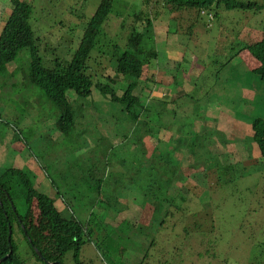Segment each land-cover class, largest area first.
Returning <instances> with one entry per match:
<instances>
[{"label": "rangeland", "instance_id": "1", "mask_svg": "<svg viewBox=\"0 0 264 264\" xmlns=\"http://www.w3.org/2000/svg\"><path fill=\"white\" fill-rule=\"evenodd\" d=\"M25 1L33 7L30 25L34 30V46L39 50L44 65L48 67H53L57 59L62 63L72 59L79 48L88 22L102 2V0ZM242 1L257 2L263 8L260 11L256 9L228 11L223 6H214L212 10L206 11V14L215 16V19L211 20L208 15L196 14L198 11L196 9L172 12L174 9L164 0H114L109 21L103 26L107 37L102 35L98 39L96 49L88 60L90 65L88 74L92 75L94 83H108L119 93L121 91V86L117 84L119 81L107 80L117 79L115 62L117 56H114L113 46L116 43L124 44L134 29L142 30V26L137 25L135 14L143 11L144 15L154 16V12L162 15L159 18L162 24L157 26L156 30L158 35L164 37L167 28L171 30L172 27H177L183 44L178 46V52L174 53L173 57L179 58L180 53L190 57L194 55L202 61L200 65H203V69L193 75L191 85L188 87L193 95L195 113L199 114L200 119L195 126L197 121L191 117V122L183 130L186 136L187 132L193 133L196 127L200 128L196 136L184 139L186 150L198 157L196 156L195 160L189 158L184 161L182 180L184 187H188L185 176L192 171L193 174L196 173V184L204 182L205 190L200 193L188 190L180 192V196L191 199V202L197 201V206H189L187 200L183 205V201L180 200L176 210H172V213L178 211L174 216L166 217L170 207L163 206V203V207L159 208V214L152 212L153 216H150V211L158 204L151 200L152 197L146 198L141 193V184H136L129 175L126 178L131 181L127 186L138 192H135L137 196L134 213L118 217L108 210L95 207L78 208L74 203V194L78 187L87 189L88 193L93 195V200L107 199L104 198V194L103 197H98V193H101L99 185L89 182L90 175L87 176V182L81 185L72 175L81 170L84 172L91 169V172H95L94 175L99 177L106 170L112 171L118 160L140 161L139 169L150 173L153 160L161 161L162 156L164 159L167 158L165 151L163 154L155 152L149 160V157L145 158L142 145H138L136 151H132L131 147L140 136L157 138L164 132L177 134L180 121L185 118L182 109L187 107V101H191L190 99L182 97L174 112L170 110L163 114L160 111L149 113L145 110L139 121L143 126H136L132 125L135 120L128 114L125 105L106 100L95 86L88 98L69 91L67 96L75 111L77 124L75 130L65 136L52 130L59 117L55 104L28 79L32 48L22 49L17 58L5 67L4 73L0 76V173L5 167L22 170L24 160V169L30 168L26 163V159L30 157L31 163L38 162L40 166L46 167L43 171L46 175L50 174V177L46 176V184L44 174L40 171L41 187L37 189L41 193L51 195L56 205L65 204L59 206L62 207L63 216L67 219H77L89 231L90 239L85 237V244L80 252L82 264H264V158L257 144L250 143L246 134H244L246 141L244 140L242 127V124L250 125L254 119L264 121V82L255 74L259 67L249 69L250 82L253 83L251 88L258 94L257 100L253 99L256 102H250L249 97L239 95L241 93L235 80L227 82L224 79V73L228 71L234 73L236 67H231L223 73L217 66L223 59L219 54L222 49H229L238 38L251 43V39L262 34L264 0ZM10 14L9 0H0V32ZM194 22L198 24L191 32L188 28L191 29L189 26ZM109 23L110 32L105 30ZM150 52L149 50L148 54ZM99 53L103 55L100 56ZM96 57L103 59L97 60ZM244 63L245 60L241 59L235 65L243 67L241 65ZM155 67L156 61L153 65H146L142 79L153 78L158 84L163 81L162 71ZM183 69L188 70V65L184 64ZM149 70L155 72L151 73ZM129 82L127 79L122 88ZM153 82L147 86L141 82V86L134 94L139 96V93L146 91L149 96L153 86L158 88L157 95L171 94L172 89L158 86ZM147 93L140 96L141 102L132 112L139 113L142 106L149 104ZM83 113L86 114L87 120L81 121L79 116ZM219 113H224L225 117L222 118ZM207 117L219 118L217 127L213 125L211 128L206 127L205 121L209 120ZM12 125L19 128L22 137L20 138L16 131L12 134V139L6 142L5 149L9 151L10 148H15L22 152V155H17L18 157L8 152L7 155L2 154L4 148L1 141L4 132L10 130L13 133ZM219 127H224L226 132ZM218 128L217 133L215 129ZM146 130H151L149 135L144 133ZM245 130L251 131V128L247 127ZM112 137L118 138L112 153L94 151L95 146H106ZM232 137L234 143L228 141ZM251 145L254 146L252 152ZM182 151L185 156H191L185 149ZM254 153H258L261 158L253 159ZM4 158L9 159L7 163L4 162ZM171 158L173 166L166 167L160 173L164 183L169 185L178 177L175 169L180 161L175 153ZM232 159L237 162L233 163ZM67 162L70 164L71 172L67 181L72 186V191H67V186L62 183L64 181L61 175L67 170L60 167ZM227 171L232 172L228 174ZM237 179L238 184L245 186L240 187L239 191L233 189ZM51 181L58 186L53 187ZM58 190H61L64 200L58 196ZM70 204L73 205L75 216L71 215L72 211L67 210ZM147 204L154 208H148ZM16 205L19 213L24 214L23 198L16 199ZM33 214L36 220L39 211L35 201ZM183 218H186V221L182 222ZM142 219H145L147 224H144ZM105 237L106 241L101 240ZM15 242L20 247L19 254L25 264H43L32 254L19 229L15 232ZM73 256L74 252H69L64 258V263L76 264ZM161 257H164L163 262Z\"/></svg>", "mask_w": 264, "mask_h": 264}, {"label": "trees", "instance_id": "2", "mask_svg": "<svg viewBox=\"0 0 264 264\" xmlns=\"http://www.w3.org/2000/svg\"><path fill=\"white\" fill-rule=\"evenodd\" d=\"M164 1L170 5L172 9H174L172 12H175V10L182 11L186 9H196L198 10L196 14L208 15L211 20L215 19V16L213 14H206V11L212 10L214 6H223L228 11H253L255 9L260 11L263 8V6L257 2H244L242 0ZM113 2L114 0H102L96 13L88 22L79 48L77 49L75 55H73L72 59L69 61L65 60L63 63L57 59L53 67H48L44 65L43 60L39 55V50L34 46V30H32L30 23H28V20L31 18L33 12L32 5L25 0H9L11 17L0 34V76L4 73L5 67L8 63L12 62L17 57L20 49L31 47L32 64L28 79L33 85L38 86L41 90H43L55 104L58 110L57 116L59 117L57 118L56 125L52 126V130L65 136H68L73 129L75 130L77 124L75 120V111L69 101L70 98L68 99L67 93L69 91H73L77 96L88 98L92 95L93 86H95L96 89L105 96L106 100H109L112 103H121L125 105L128 114L135 120L133 125L136 126H143V124L139 121L145 110L149 113L160 111L165 114V112L170 111L173 106L176 110L175 106L180 103L178 102L174 104L172 100H167L166 98L168 93L157 95L156 92L158 91V88L154 86L151 89L149 96L146 91L139 93V96L135 95L134 92L141 86V82H144L145 86H147L151 81H154L153 83L158 86H164L168 89H176L175 93L180 95V98L187 97L191 100L187 101L189 104L187 107H189L188 109L191 111L195 112L192 92H189L188 85H186L187 83L184 79L182 81L179 80V77L183 76V63H188V60L191 58L189 55L184 54V57H182L183 60L180 62L176 61L178 58L173 57V54L178 52V46L183 44V41L177 32V27H172L171 30L166 32L164 37L156 33L157 26L162 24L159 21L160 17L158 12H156L154 16H150L149 14L144 15L142 13L143 11L136 13L135 18L138 20L137 25L140 24L142 26V30L138 31L134 29L131 37L129 36L128 39L125 40L126 44L116 43L113 46L114 56H117L115 59V62L117 63V79H108L107 77L103 78H107V80L114 82L118 80L119 82L117 84L121 86V91L117 93L108 83H94L92 75L88 74V68L90 67V65H88V60L91 57V53L96 49L97 42H99L98 39L102 35L107 37L106 33H104L103 26L109 21V16L111 15L113 9ZM197 24L198 23L194 22L189 26L191 29L188 28V30L191 32L194 31ZM110 27L111 25L109 23L105 30L110 32ZM149 50L151 51L150 54H148ZM245 50H247L250 56L256 61L259 69H257L258 71L255 74L260 77L262 82H264V27L261 40L252 39L251 43H249L243 42L240 38H238V40L235 41L229 49H222L219 54L223 56V59L217 63V66L220 67L223 73L228 71L232 65L241 60L240 55ZM99 55L102 56L103 53H99ZM109 55L111 56V54ZM192 57L196 58L199 65L202 64L200 63L202 61L196 56L193 55ZM99 59L103 58H97V60ZM154 61H156L155 68L164 72L163 81H160L159 84L153 78L142 79L144 67L146 65H153ZM250 74L251 73L247 71L244 66L236 67V71L232 73V78L238 82L236 85L238 86L239 93H241H238L239 95L248 97L252 96V98L254 96L253 99L257 100V91L251 88L253 83L250 82ZM127 79L130 81L129 84L122 88V85ZM144 93H147L149 104L142 106V110L139 113L132 112V110L140 104V96ZM187 93H189L188 95L190 96H188ZM162 107H165L166 109L161 110ZM79 118L81 121L87 120L86 114L84 113L80 115ZM219 121L220 119L216 118L211 121H205V124L217 127ZM242 127L244 129V140L246 141V136L244 135L246 134L250 139V143L257 144L262 157L264 158V121L254 119L250 125L242 124ZM247 127L251 128V131L245 130ZM11 129L13 133H11L10 130H6L4 132V138H2L1 141V145L4 149L6 148L7 139L19 130V128L15 125H12ZM222 129L225 128L223 127ZM150 131L151 130H146L144 133L149 135ZM251 132H253L252 135ZM21 133L20 131L17 132L20 138L22 137ZM55 135L56 133H54V136ZM101 138L103 139V137ZM142 141L140 143L141 145ZM228 141L233 143L235 142L233 137L229 138ZM234 150L236 149L234 148ZM8 153L13 156H17L18 154V152L13 148H10ZM19 155H22V152H19ZM31 159V157L26 159V163L30 167L28 169H24V160V167L22 170L11 167L6 169L5 167V170L0 173V260L10 254V257L1 264H25L19 254L20 247L15 242L16 226L14 221L17 222L20 231L30 246L32 254L38 261L43 262V264H47L46 261H43L40 258L36 248L47 261L53 263L56 262V264L58 262H60L59 264H65L64 258L69 252L73 251L74 262L76 264H82L80 261V252L85 244V237L90 239L89 231L86 230L77 219L65 218L63 216L62 207H59L61 204L59 203L56 205L55 199L52 198L51 195L41 193V191L37 189V174L35 172L40 165L38 162L31 163ZM8 160L9 159L4 158L5 163H7ZM232 160H230V162ZM235 162H237V160H233V163ZM34 164L37 165L34 166ZM60 168L69 171L70 164L67 162ZM40 169L43 171L46 167L42 165L40 166ZM89 172L91 173V169H89ZM231 172L227 171L226 173L230 174ZM90 173L89 175L92 174ZM46 176L49 178L50 174ZM64 176L65 172L61 175L62 179ZM195 176L196 175L193 173L188 174L186 180L188 187L186 188L184 187V182L179 189H170L171 187L167 186L166 183L162 184L155 182L149 185H141V189L144 190L143 194L146 198L152 197L151 200L158 204L155 207L156 210L165 205H169L170 208L168 214L166 213V217L174 216L178 211L172 213V210H176V206L180 203V200L183 201V205L186 204L185 201L187 200L189 202V206H197V201L191 202V199L180 196V192L183 193L185 190L190 192L196 191L199 193L205 190L204 182H199V185H197V179ZM51 184L53 187L57 185L53 181H51ZM64 184L68 187V181ZM101 184L105 183L102 182ZM108 187L109 184L100 185L99 189L104 195L114 192V190H109ZM233 187V189L238 191L240 190V187L245 188V186L238 184V179L236 180V183L233 184ZM60 192L61 190H58V196L62 199L63 197ZM92 196L93 195H91V198L86 201L88 206L95 207L100 210H108V200L105 201L103 198H94L93 200ZM98 197H100L99 194ZM18 198H23L25 200L24 214L19 213L20 211L15 205V201ZM34 201L36 202V206L39 211V215L36 220L34 219L33 214ZM64 205L65 204L61 206ZM14 206L16 207V211L13 209ZM151 207L153 206L151 205ZM67 210L72 211L71 215L75 216L72 204H70L69 209ZM181 221H186V218H183ZM9 226L11 227V234ZM101 240L106 241L107 237ZM161 258V262H163L164 257Z\"/></svg>", "mask_w": 264, "mask_h": 264}, {"label": "crops", "instance_id": "3", "mask_svg": "<svg viewBox=\"0 0 264 264\" xmlns=\"http://www.w3.org/2000/svg\"><path fill=\"white\" fill-rule=\"evenodd\" d=\"M156 14V12H154ZM159 17L161 18L162 15L159 14ZM169 28H167V31ZM250 29V28H248ZM157 33V32H156ZM263 34V31H262ZM262 34L260 37H256L254 40H261L262 38ZM250 35V33H249ZM252 40V39H251ZM179 54V58L178 56L176 58H178V61H182V57H184L182 54ZM241 59L245 60V63L242 64L241 66H244V68L249 71L250 68L253 67H257V63L256 61L250 56V54L248 53V51H244L241 53L240 55ZM191 59L188 60V63L184 62L182 65V72H183V76L179 77V80L182 81L183 79L186 81V85H188V87L191 85V81H192V77L193 75H195L196 73L199 72V70L203 69L202 65H199L196 61V58L194 57H190ZM185 60V59H184ZM240 61V60H239ZM184 64L188 65V70H184ZM237 64V63H235ZM232 65V67H237L236 65ZM149 72H155L152 70H149ZM164 74V72H161V78L162 75ZM229 74V75H228ZM228 76V77H226ZM224 79L227 82H230L233 80L232 78V72L228 71L224 74ZM236 83H238L236 81ZM176 89H172L171 90V94L167 95V100H172V102L174 104L181 102L182 98H180V95L176 94ZM248 97V96H246ZM249 100L250 102H255L253 101L252 96H249ZM187 105H189L187 103ZM174 107V106H173ZM171 108L170 110H172L173 112L176 111L174 108ZM189 107H185L182 109V111L184 112L183 114L185 115V118L180 121L181 125H180V129L179 132L177 134H173L171 135V133H161V135H159V137L154 138L152 136H146L145 138H143V136H140L139 138H137V141L134 142L133 146L131 147L132 151H136L138 145H141V141H142V146L144 147V153H145V158L149 157V160L152 159L153 155L155 152H159V153H164L167 156L166 159H164V156H162L161 161H152L151 166H150V173L145 172L144 170H140L139 166H141V162L137 161V160H133V161H128V160H118L114 167L113 170H109L100 175L99 177H96L94 175L95 172H89V170L81 172L78 171L76 173H73V177L76 178V182L78 184H84L87 182V176L90 175V179L89 182H95L97 183V185H105V184H109V188L110 190H114V192H111L109 194H106L104 196V198H106L109 201L108 204V211L111 212V214L116 215L118 217H125L127 215H130L132 213H134L136 211V205H135V201H136V194L135 192L137 191H133L131 190V188H129L127 186V184L129 183V181H131L130 179H127L126 176L129 175L136 184H141V185H149L155 182L158 183H162L165 184L160 173L161 171L165 170L166 167H172L173 166V160L171 158V155H173L175 153V156L177 159H180L179 164L176 167V173L178 175V177L176 178V180L174 182H172L170 185L167 184V186H170V189H179L181 187V185L183 184V180H182V175H183V163L186 159H192L194 160V155L191 156H185L184 154H182V150L185 149L184 147V139L188 138V137H194L198 134L200 128L196 127L193 130V133L187 132V135L184 136L183 134V130L187 127L188 123L191 122V117L194 118L197 122H195V126L198 124V121L200 119L199 114L191 111L190 109H188ZM165 107H162L161 110H165ZM152 113V112H151ZM218 115H220L222 118H224V113H219ZM209 120H213L215 118L212 117H207ZM133 125V124H132ZM225 131V129H223ZM216 132L218 133V130H216ZM226 132V131H225ZM104 138V137H103ZM12 139V135L7 139L8 141H10ZM139 141V143H138ZM153 141L158 142L157 144H152ZM116 143H118V138L116 137H112L108 144L106 146H95L94 147V151L101 153L103 151H105L106 153H112V150L114 148V146H116ZM158 144L160 147H158ZM204 147V146H203ZM14 150H16L14 148ZM17 151V150H16ZM253 151V146L251 149V152ZM7 152H9L7 149H3L2 150V154H6ZM18 152V156H19V151ZM148 152L150 154H148ZM258 154V153H255ZM29 159V158H28ZM42 172L43 175V179L46 181V174L44 171H42L40 169V166H38V168L36 169V174H37V187H41V180L39 178V172ZM71 174V172L66 171L65 172V176L63 177V180L65 181L64 183L67 182L68 176ZM109 180V182H108ZM88 182V184H89ZM102 182H104L105 184H101ZM47 184V181H46ZM67 191H72L73 188L72 186L69 184L68 182V187H67ZM99 188V187H98ZM61 193V192H60ZM138 193V192H137ZM141 193H144V190L141 189ZM100 196L103 197L102 193H98ZM89 198H91V195L88 193L87 189L85 188H81L78 187L76 189V192L74 194V202L75 205L78 208H85L88 207V203L86 202ZM157 206V205H156ZM148 208H151V204H147ZM147 208V209H148ZM150 210V209H148ZM152 212H157V215L159 214V209H152V211H150V216L152 215ZM156 215V217H157ZM141 221H143L144 224H147V221L145 219H142Z\"/></svg>", "mask_w": 264, "mask_h": 264}, {"label": "clouds", "instance_id": "4", "mask_svg": "<svg viewBox=\"0 0 264 264\" xmlns=\"http://www.w3.org/2000/svg\"><path fill=\"white\" fill-rule=\"evenodd\" d=\"M10 17H11V14L9 15V17L7 18V21L5 22V24H4V26H3V28H2V30H1V32L3 31V29L5 28V26L7 25V23H8V21H9V19H10ZM28 23H30V19L28 20ZM31 28H32V26H31ZM33 30V29H32ZM1 32H0V34H1ZM35 42V41H34ZM34 45H35V43H34ZM25 48H28V47H25ZM22 49H24V48H22ZM22 49H20L19 51H18V54H19V52L22 50ZM18 54H17V56H18ZM17 58V57H16ZM15 58V59H16ZM14 59V60H15ZM13 60V61H14ZM12 61V62H13ZM11 63V62H10ZM9 64V63H8ZM32 64V63H31ZM30 70H31V68H30ZM12 73V72H11ZM38 87V86H37ZM39 88V87H38ZM43 91V90H42ZM44 92V91H43ZM45 94V93H44ZM45 96L51 101V99L45 94ZM205 126L206 127H210L211 125H208V124H205ZM211 128V127H210ZM215 130H218V129H215ZM254 149V148H253ZM185 151H186V153L188 154V155H194L195 157L197 156L198 157V155H196V154H194V153H190L188 150H186V148H185ZM260 153H261V151H260ZM182 154H184L183 152H182ZM207 155H204V157H206ZM261 156H262V154H261ZM195 157H194V160H195ZM252 158L253 159H259V158H261L260 156H259V154H255L254 153V155H252ZM190 173H193L192 171H190V172H188L187 173V175L185 176V178L188 176V174H190ZM194 175H196V173L194 174ZM182 186V185H181ZM63 199V198H62ZM24 200V199H23ZM64 200V199H63ZM24 204H25V200H24ZM15 205H16V201H15ZM17 206V205H16ZM14 211H16V207L14 206ZM15 226H16V229H19L20 230V228H19V226L17 225V224H15ZM24 226V225H23ZM11 227L9 226V229H10ZM15 229V230H16ZM10 234H11V229H10ZM36 250H37V252H38V254H41L40 252H39V250L36 248ZM42 255V254H41ZM40 256V255H39ZM5 257H7V258H9L10 257V254H8V255H6ZM5 257H3V258H5ZM43 257V256H42ZM42 257L40 256V258L42 259ZM2 258V259H3ZM44 258V257H43ZM1 259V260H2ZM0 260V261H1ZM43 261H46L47 262V264H56V262L55 263H53V262H49V261H47L45 258L44 259H42ZM5 261V260H4ZM3 261V262H4ZM2 263V262H1ZM0 263V264H1ZM60 262H58L57 264H59Z\"/></svg>", "mask_w": 264, "mask_h": 264}, {"label": "water", "instance_id": "5", "mask_svg": "<svg viewBox=\"0 0 264 264\" xmlns=\"http://www.w3.org/2000/svg\"><path fill=\"white\" fill-rule=\"evenodd\" d=\"M10 229H11V228H10ZM39 255L42 257L41 254H39ZM6 259H7V257L3 258V259L0 261V263L3 262V261L6 260ZM42 259H44V258L42 257Z\"/></svg>", "mask_w": 264, "mask_h": 264}]
</instances>
